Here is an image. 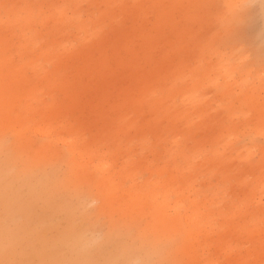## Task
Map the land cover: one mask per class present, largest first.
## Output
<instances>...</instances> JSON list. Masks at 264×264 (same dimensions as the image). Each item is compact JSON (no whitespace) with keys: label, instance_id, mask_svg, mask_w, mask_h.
Wrapping results in <instances>:
<instances>
[{"label":"rangeland","instance_id":"obj_1","mask_svg":"<svg viewBox=\"0 0 264 264\" xmlns=\"http://www.w3.org/2000/svg\"><path fill=\"white\" fill-rule=\"evenodd\" d=\"M51 4L2 0L0 8V241L5 172L19 166L25 185L44 194L56 182L49 170L70 153L65 181L95 188L93 213L142 233L146 247L179 237L150 256L92 259L264 264L259 0ZM98 18L107 28L93 39ZM237 29L241 48L221 46ZM243 137L249 143L236 147ZM190 191L200 194L197 206ZM196 212L212 214V226L204 218L195 226ZM180 219L190 227L181 230Z\"/></svg>","mask_w":264,"mask_h":264},{"label":"snow or ice","instance_id":"obj_2","mask_svg":"<svg viewBox=\"0 0 264 264\" xmlns=\"http://www.w3.org/2000/svg\"><path fill=\"white\" fill-rule=\"evenodd\" d=\"M4 7L7 9L10 6ZM246 7L254 11L256 5L248 4ZM259 9L264 16V0H259ZM106 28L107 22L98 18L92 38L102 39ZM242 43L237 29L222 40L221 46L228 44L241 48ZM256 59L255 51L250 50L248 63L253 64ZM234 62H238V58H234ZM259 63L261 71L264 72V33H261ZM250 139L241 138L236 147L249 143ZM9 141L10 137L6 134V169ZM261 143L264 144V140ZM69 158L70 153H65L51 167L49 174L55 177V186L44 194H37L30 186L25 185L24 172L19 166L15 175L5 172L0 264H176L165 259H92L101 253L150 256L154 251L164 252L173 248L179 237L162 239L146 247L142 243V233L130 228L115 216H97L88 205L89 200L95 203V188L87 184L71 185L65 181L68 170L64 161ZM143 179L150 178L145 174ZM160 191L163 193L164 189L161 188ZM175 223L181 230L190 227L183 219Z\"/></svg>","mask_w":264,"mask_h":264},{"label":"bare ground","instance_id":"obj_3","mask_svg":"<svg viewBox=\"0 0 264 264\" xmlns=\"http://www.w3.org/2000/svg\"><path fill=\"white\" fill-rule=\"evenodd\" d=\"M57 1L58 0H52V4L51 5H53V4L55 5ZM61 1H64V0H59V2H61ZM1 4H2V0H0V8L2 7ZM64 10H62V15L65 18V12H64ZM24 13L26 15H28V16H31V14H30V8L26 6L24 8ZM189 198H190V202L194 206H197V200L200 198V194L198 192H196V191H194V192L193 191H190ZM211 216H212V214H205L204 212H196V213H194L193 215L190 216V220H191L192 223L195 224V226H199V222L202 220V218H204L205 219V227L208 228V227H211L212 226V223L209 222V219H210ZM192 233L194 234L195 239H197L198 236H199V235H197L198 234V231H193ZM206 239L207 240H206L205 245L208 246V244H210V241L211 240L208 237H206ZM220 239L223 240L222 238H220ZM218 244H220V243H218Z\"/></svg>","mask_w":264,"mask_h":264}]
</instances>
